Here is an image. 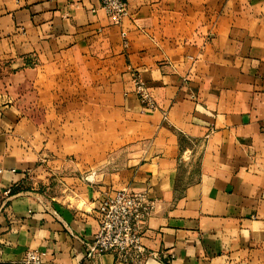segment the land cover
<instances>
[{"label": "crops", "instance_id": "obj_1", "mask_svg": "<svg viewBox=\"0 0 264 264\" xmlns=\"http://www.w3.org/2000/svg\"><path fill=\"white\" fill-rule=\"evenodd\" d=\"M122 189L144 264H264V0H0V264H122L84 244Z\"/></svg>", "mask_w": 264, "mask_h": 264}, {"label": "built area", "instance_id": "obj_2", "mask_svg": "<svg viewBox=\"0 0 264 264\" xmlns=\"http://www.w3.org/2000/svg\"><path fill=\"white\" fill-rule=\"evenodd\" d=\"M129 0H101L111 25H119L128 15ZM135 94L145 112L153 113L157 105L145 84L138 76H133ZM11 189L5 192L8 196ZM153 210L146 193L128 189L105 195L98 201L96 212L99 229L91 242H85L86 257L113 254L122 264H144L150 258H156L143 243V226ZM15 264H57L46 261L45 254L29 251L20 262Z\"/></svg>", "mask_w": 264, "mask_h": 264}, {"label": "rangeland", "instance_id": "obj_3", "mask_svg": "<svg viewBox=\"0 0 264 264\" xmlns=\"http://www.w3.org/2000/svg\"><path fill=\"white\" fill-rule=\"evenodd\" d=\"M21 111L23 112V110L21 109ZM37 110H35V112H36Z\"/></svg>", "mask_w": 264, "mask_h": 264}]
</instances>
